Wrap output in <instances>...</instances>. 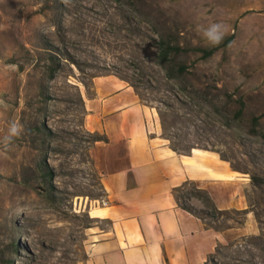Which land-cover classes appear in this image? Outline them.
<instances>
[{
  "label": "rangeland",
  "instance_id": "obj_1",
  "mask_svg": "<svg viewBox=\"0 0 264 264\" xmlns=\"http://www.w3.org/2000/svg\"><path fill=\"white\" fill-rule=\"evenodd\" d=\"M209 19L228 25L215 47L195 31ZM163 43L181 48L170 71ZM0 61L17 65L0 73V264H85L109 228L83 128L82 93L103 75L135 90L170 147L213 151L247 180L258 233L209 264H264V0H0ZM11 121L23 130L4 149ZM175 196L216 228L242 223L192 184Z\"/></svg>",
  "mask_w": 264,
  "mask_h": 264
},
{
  "label": "crops",
  "instance_id": "obj_2",
  "mask_svg": "<svg viewBox=\"0 0 264 264\" xmlns=\"http://www.w3.org/2000/svg\"><path fill=\"white\" fill-rule=\"evenodd\" d=\"M83 96V128L103 135L90 155L107 204L108 229L89 235L85 264H209L221 246L258 233L248 182L213 151L174 152L155 112L114 75L96 76ZM192 184L217 212L243 213L242 223L216 228L179 206L175 194Z\"/></svg>",
  "mask_w": 264,
  "mask_h": 264
},
{
  "label": "clouds",
  "instance_id": "obj_3",
  "mask_svg": "<svg viewBox=\"0 0 264 264\" xmlns=\"http://www.w3.org/2000/svg\"><path fill=\"white\" fill-rule=\"evenodd\" d=\"M195 31L201 36L203 41L212 47L219 45L228 33V25L223 21H213L211 19L203 23H197ZM17 65L11 63H4L0 61V73H7L16 71ZM7 107L6 101L0 99V108ZM23 130V126L18 121H11L8 124L7 135L3 140V147L7 149L13 138L18 137ZM3 151H0V155ZM18 214H24L27 212L25 207H21L18 210Z\"/></svg>",
  "mask_w": 264,
  "mask_h": 264
},
{
  "label": "trees",
  "instance_id": "obj_4",
  "mask_svg": "<svg viewBox=\"0 0 264 264\" xmlns=\"http://www.w3.org/2000/svg\"><path fill=\"white\" fill-rule=\"evenodd\" d=\"M181 51V48L176 45V46H171L169 43H163L161 45V47L159 48L157 57H156V61L157 63L161 64L162 66H164L165 69H167V71H170L171 69V56L172 55H176ZM204 57L207 58L209 57L213 51L209 50V51H205L204 52ZM179 74H184L187 71V66L183 63L178 64V69H177ZM242 112L240 111V114ZM257 122V119L255 120ZM93 136V141L94 142H98V141H105L106 138L103 135L97 134V133H93L91 134ZM174 152L179 153V154H183V155H187L189 152H179L178 148H176L175 146H171L170 147ZM206 194V193H205ZM206 200L208 202H211L209 197L206 194Z\"/></svg>",
  "mask_w": 264,
  "mask_h": 264
},
{
  "label": "built area",
  "instance_id": "obj_5",
  "mask_svg": "<svg viewBox=\"0 0 264 264\" xmlns=\"http://www.w3.org/2000/svg\"><path fill=\"white\" fill-rule=\"evenodd\" d=\"M101 204H102L103 206H105V205L107 204L106 200H102V201H101Z\"/></svg>",
  "mask_w": 264,
  "mask_h": 264
}]
</instances>
